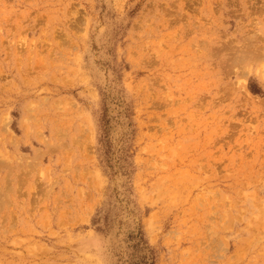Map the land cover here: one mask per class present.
<instances>
[{"label": "rangeland", "instance_id": "1", "mask_svg": "<svg viewBox=\"0 0 264 264\" xmlns=\"http://www.w3.org/2000/svg\"><path fill=\"white\" fill-rule=\"evenodd\" d=\"M0 264H264V0H0Z\"/></svg>", "mask_w": 264, "mask_h": 264}, {"label": "bare ground", "instance_id": "2", "mask_svg": "<svg viewBox=\"0 0 264 264\" xmlns=\"http://www.w3.org/2000/svg\"><path fill=\"white\" fill-rule=\"evenodd\" d=\"M263 72V71H262Z\"/></svg>", "mask_w": 264, "mask_h": 264}]
</instances>
